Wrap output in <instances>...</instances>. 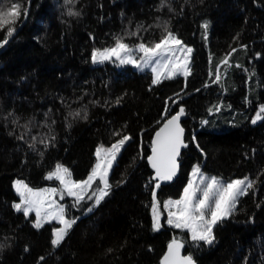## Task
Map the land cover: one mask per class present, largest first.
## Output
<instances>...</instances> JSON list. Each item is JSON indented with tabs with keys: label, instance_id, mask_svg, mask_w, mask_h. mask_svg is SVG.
I'll list each match as a JSON object with an SVG mask.
<instances>
[{
	"label": "trees",
	"instance_id": "1",
	"mask_svg": "<svg viewBox=\"0 0 264 264\" xmlns=\"http://www.w3.org/2000/svg\"><path fill=\"white\" fill-rule=\"evenodd\" d=\"M15 1L22 4L20 19L0 30L3 40L8 28L21 27L0 47V264H161L171 240L189 234L165 223L153 230L156 181L147 157L155 132L181 106L188 147L180 177L155 189L157 199L162 206L180 198L197 165L222 181L254 180L235 212L214 228L212 245L187 239L185 246L198 264H264V119L252 123L264 106V0ZM166 29L193 50L186 79L153 85L149 70L91 61L94 50L117 38L133 48L154 45ZM77 111L80 117L69 115ZM29 121L28 129L21 127ZM114 132L132 139L109 175L110 194L90 212L93 201L73 207L66 198L67 215L78 219L53 249L58 225L37 229L33 215L16 212L14 182L59 188L45 179L57 163L74 180L86 179L97 147L121 138Z\"/></svg>",
	"mask_w": 264,
	"mask_h": 264
},
{
	"label": "snow or ice",
	"instance_id": "2",
	"mask_svg": "<svg viewBox=\"0 0 264 264\" xmlns=\"http://www.w3.org/2000/svg\"><path fill=\"white\" fill-rule=\"evenodd\" d=\"M68 2L72 3V0H68ZM0 4H3V0H0ZM21 8L20 2H12L6 10L0 7V30H3L8 24L14 25L20 19ZM69 14L79 15V13L72 12ZM24 15H27L26 9ZM208 26L207 22L202 25L205 29V39ZM14 31V28H8L4 39L0 40V47L9 42ZM135 34L132 33V35ZM192 51L191 47L185 46L180 38L166 29V35L154 45L141 42L133 48L122 38H117L114 46L94 50L91 54V61L93 64L118 62V65H132L139 70L150 68L153 74L152 84L158 85L163 79H173L176 75H183L186 79L191 74ZM136 53L142 55L137 57ZM222 63L228 65L229 61L225 58ZM236 66L240 67V65ZM219 71L217 68L216 82L220 80ZM116 102L119 103V99ZM168 111V109L165 110V115L168 114ZM262 114H264V106L260 107L252 123L255 124L258 120L264 119ZM69 115L80 117V112L69 113ZM184 115H186L185 109L181 106L178 112L163 123V126L155 133L151 144V155L147 157L148 163L154 170V176L151 179L156 181L150 205L154 231H159L161 228V201L157 199L155 189H159L162 182L172 181L177 175L181 166V149L188 147L184 139V128L181 127V117ZM83 118H87L86 114ZM13 123L18 124L19 119H14ZM31 123L29 121L28 124L21 127L28 129ZM202 123L207 122L203 121ZM25 135L26 133H22L18 139L24 140ZM113 135L121 138L110 147L103 145L97 147L96 162L86 179L74 180L69 168L57 163L54 170L49 171L45 179L58 181L59 188L34 189L24 181L16 180L14 182L15 191L20 198L19 202L13 204L16 212H22L26 218L31 213H35L33 227L37 229L52 221L61 225V227L53 229V238L51 239L53 249L60 247L78 219L70 215L66 216L65 206L59 204L55 197L59 196L60 200H63L65 195L73 198V207L79 206L86 200H93V205L87 209L90 212L92 207L98 206L110 194L112 188L109 181L110 172L117 163V157L121 150L132 139L129 135L120 132H114ZM31 139L35 142L37 137L32 136ZM51 139L55 140V137L52 136ZM40 143H45V141L41 139ZM45 146L47 145L45 144ZM29 147L35 150V143H31ZM40 154L43 155V153ZM191 176L192 179L183 189L179 199H169L163 202V209L167 212L166 223L189 235L184 239L174 237L171 240L167 246L166 254L161 259V264H197L191 254H181L185 241L190 239L193 246L196 247L200 246V242L212 245L215 241L214 228L235 212L239 198L247 195L249 189L255 185V181L248 177L230 181L207 177L201 172L199 165L193 169ZM39 259L44 260V257Z\"/></svg>",
	"mask_w": 264,
	"mask_h": 264
},
{
	"label": "rangeland",
	"instance_id": "3",
	"mask_svg": "<svg viewBox=\"0 0 264 264\" xmlns=\"http://www.w3.org/2000/svg\"><path fill=\"white\" fill-rule=\"evenodd\" d=\"M13 2H16L15 0L13 1ZM140 55H142V54H140V53H136V56L137 57H139ZM99 64V63H98ZM144 70H149V71H151L150 70V68H148V69H144ZM144 70H140V71H144ZM176 76H183V75H176ZM175 76V77H176ZM193 171V170H192ZM202 172V171H201ZM111 173V172H110ZM192 173V172H191ZM203 173V172H202ZM204 174V173H203ZM205 175V174H204ZM205 176H207V175H205ZM208 177V176H207ZM192 179V176H191V174H190V176H189V181ZM188 181V182H189ZM97 183H99V182H97ZM188 184V183H187ZM187 186V185H186ZM95 187V186H94ZM45 188H51V187H45ZM40 189H43V188H40ZM183 193V192H182ZM182 195V194H181ZM181 197V196H180ZM66 198H70V199H73V198H71V197H68L67 195H65V198L63 199V200H60V198H59V196H57V197H55V199L58 201V203L59 204H61V205H64L65 206V208H66V216H68L67 215V207H66V203H65V199ZM179 199V198H178ZM173 200H175V199H173ZM93 200H87V202H92ZM30 215H33L34 216V221H35V213H31ZM29 215V216H30ZM166 220H167V212L166 211H164V209H163V206H161V226L162 225H164V223L166 224V225H168L167 223H166ZM56 224V225H58L56 228H59V227H61V225H59L58 223H56L55 221H52L51 222V224ZM46 224V223H45Z\"/></svg>",
	"mask_w": 264,
	"mask_h": 264
},
{
	"label": "water",
	"instance_id": "4",
	"mask_svg": "<svg viewBox=\"0 0 264 264\" xmlns=\"http://www.w3.org/2000/svg\"><path fill=\"white\" fill-rule=\"evenodd\" d=\"M28 12H29V9H28V11H27V14H28ZM25 23V22H24ZM23 23V24H24ZM21 29V27L13 34V36L12 37H10V39H9V42L10 41H12V39L16 36V34L18 33V31ZM8 42V43H9ZM8 43L6 44V46L8 45ZM5 46V47H6ZM185 119H186V115H184L183 117H181V127H183V122L185 121ZM167 120V119H166ZM165 120V121H166ZM164 121V122H165ZM163 122V123H164ZM163 126V124L160 126V127H162ZM159 127V128H160ZM159 128H158V130H159ZM184 128V127H183ZM157 130V131H158ZM156 133V132H155ZM155 138V134H154V136H153V139ZM184 139H185V142H186V130L184 129ZM153 141V140H152ZM186 148H182L181 149V157H182V154H183V152H184V150H185ZM151 155V154H150ZM181 157H180V165L182 166V163H181ZM150 165V164H149ZM181 166H180V170L178 171V173H177V175L173 178V180L172 181H166V182H162L161 183V185H171V184H173V183H175L177 180H178V178L180 177V174H181ZM150 167H151V165H150ZM151 169H152V167H151ZM153 170V169H152ZM153 172H154V170H153ZM166 252H167V250H166ZM166 252H165V254H166ZM164 254V255H165ZM181 254L182 255H184V254H186V246H184V248L181 250ZM163 255V256H164ZM198 264V263H197Z\"/></svg>",
	"mask_w": 264,
	"mask_h": 264
}]
</instances>
